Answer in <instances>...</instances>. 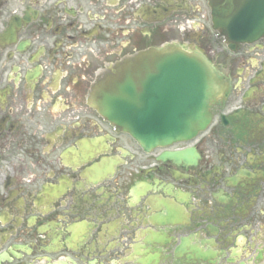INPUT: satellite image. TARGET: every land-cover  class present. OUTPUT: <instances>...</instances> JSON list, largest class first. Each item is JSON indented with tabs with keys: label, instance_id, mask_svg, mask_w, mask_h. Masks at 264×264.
Listing matches in <instances>:
<instances>
[{
	"label": "flooded vegetation",
	"instance_id": "flooded-vegetation-1",
	"mask_svg": "<svg viewBox=\"0 0 264 264\" xmlns=\"http://www.w3.org/2000/svg\"><path fill=\"white\" fill-rule=\"evenodd\" d=\"M178 50L204 53L230 93L195 139L145 148L96 103L125 71L134 103L158 98L155 57ZM227 204L246 244L264 237V38L230 50L208 0H0V264L88 237L91 263H132L133 228L166 206L191 236ZM104 221L130 230L100 251Z\"/></svg>",
	"mask_w": 264,
	"mask_h": 264
},
{
	"label": "water",
	"instance_id": "water-1",
	"mask_svg": "<svg viewBox=\"0 0 264 264\" xmlns=\"http://www.w3.org/2000/svg\"><path fill=\"white\" fill-rule=\"evenodd\" d=\"M209 5L213 27L231 49L264 36V0H209ZM153 64L160 74L158 85L153 86L160 94L158 98L146 101L137 98L134 103L131 74L125 71L120 79H110L101 92V112L146 148L194 138L210 125L216 106L226 99L230 90L228 81L219 77L200 53L178 50L164 55L163 59L155 57ZM238 193L245 196L248 192ZM233 207L227 204L225 222H218L215 217L214 224L203 222L195 228L199 245L206 250L198 245L185 250L182 244L189 238H182V243L178 244L175 237L184 232L187 224L171 219L181 220L180 214L166 206L164 222L152 223L164 231L147 234L143 240L150 247L149 254L155 253L149 256L151 260L147 264H235V259L226 258L234 244L227 237L235 222ZM83 243L80 242L81 246H86V242ZM60 252L61 249L56 251Z\"/></svg>",
	"mask_w": 264,
	"mask_h": 264
},
{
	"label": "rangeland",
	"instance_id": "rangeland-1",
	"mask_svg": "<svg viewBox=\"0 0 264 264\" xmlns=\"http://www.w3.org/2000/svg\"><path fill=\"white\" fill-rule=\"evenodd\" d=\"M207 7V6H206ZM112 226L113 227H111L110 228V230H109V235H113V234H115L116 232H118L117 231V225H115V224H112ZM113 232V233H112ZM240 238H243L242 236H239V239ZM258 244H260V246L262 245L263 246V248H264V240L262 239V240H260L259 242H258ZM142 247H143V245H142Z\"/></svg>",
	"mask_w": 264,
	"mask_h": 264
},
{
	"label": "crops",
	"instance_id": "crops-1",
	"mask_svg": "<svg viewBox=\"0 0 264 264\" xmlns=\"http://www.w3.org/2000/svg\"><path fill=\"white\" fill-rule=\"evenodd\" d=\"M264 249V248H263Z\"/></svg>",
	"mask_w": 264,
	"mask_h": 264
}]
</instances>
